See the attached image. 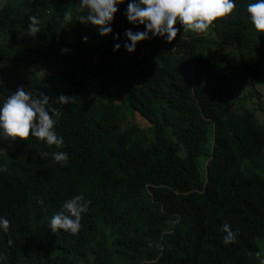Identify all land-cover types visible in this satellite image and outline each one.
Wrapping results in <instances>:
<instances>
[{
	"label": "trees",
	"instance_id": "obj_1",
	"mask_svg": "<svg viewBox=\"0 0 264 264\" xmlns=\"http://www.w3.org/2000/svg\"><path fill=\"white\" fill-rule=\"evenodd\" d=\"M249 2L129 53L125 29L144 26L126 19L128 0L107 35L76 19L78 0H4L0 98L23 86L73 99L54 105L61 149L0 139V264H264V33ZM75 195L90 202L81 228L53 233L48 220Z\"/></svg>",
	"mask_w": 264,
	"mask_h": 264
},
{
	"label": "clouds",
	"instance_id": "obj_2",
	"mask_svg": "<svg viewBox=\"0 0 264 264\" xmlns=\"http://www.w3.org/2000/svg\"><path fill=\"white\" fill-rule=\"evenodd\" d=\"M124 0H78L80 9L86 14L80 15L81 23H91L98 26L100 35L112 33L111 24L118 5ZM236 8V0H128L125 10L126 19L134 25H143V31L125 29L123 35L124 48L129 53L135 51L137 43L151 37H162L172 42L180 30L174 25L179 23L184 31L194 33L205 32L217 18L228 16ZM246 12L254 29L264 33V0H252L246 4ZM69 15L65 13V18ZM27 34L36 36L39 33V18L30 17ZM183 37H181L182 39ZM87 40V37H83ZM120 43L114 44V50H119ZM62 52L69 51L62 48ZM73 97L61 94L50 103L48 95L43 92L33 96L23 86H18L15 92L0 98V139L14 140L29 136L43 141L45 145L61 149L64 138L55 130V119L60 115L59 107L54 105L70 104ZM41 155H46L42 153ZM55 162L67 163L68 154L64 151L51 153ZM89 201L80 195L66 200L60 211L51 216L47 227L56 233L58 230L76 234L81 228L82 214L87 213ZM9 220L0 215V230L7 232ZM223 242L228 244L235 240L236 232L228 223L222 225ZM11 243V241H9Z\"/></svg>",
	"mask_w": 264,
	"mask_h": 264
},
{
	"label": "rangeland",
	"instance_id": "obj_3",
	"mask_svg": "<svg viewBox=\"0 0 264 264\" xmlns=\"http://www.w3.org/2000/svg\"><path fill=\"white\" fill-rule=\"evenodd\" d=\"M3 5H4V0H0V8L3 7ZM250 106H251V107H255V108L257 107V106H256L255 104H253V103L250 104ZM263 110H264V106H263ZM258 114L261 115L262 118L264 117V113H263V112H258ZM262 120H263V119H262Z\"/></svg>",
	"mask_w": 264,
	"mask_h": 264
}]
</instances>
